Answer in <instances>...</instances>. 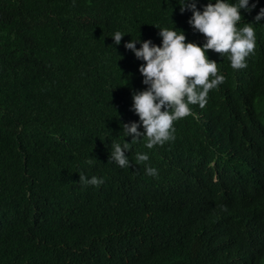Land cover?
<instances>
[{
    "label": "trees",
    "instance_id": "obj_1",
    "mask_svg": "<svg viewBox=\"0 0 264 264\" xmlns=\"http://www.w3.org/2000/svg\"><path fill=\"white\" fill-rule=\"evenodd\" d=\"M262 5L239 22L257 30L247 67L209 49L226 79L174 122L175 139L130 142L121 167L111 145L132 140L122 121L139 119L132 93L147 87L124 42L162 44L160 24L203 44L192 10L179 0H0V264H264ZM116 30L129 32L118 45ZM79 170L104 181L84 185Z\"/></svg>",
    "mask_w": 264,
    "mask_h": 264
},
{
    "label": "clouds",
    "instance_id": "obj_2",
    "mask_svg": "<svg viewBox=\"0 0 264 264\" xmlns=\"http://www.w3.org/2000/svg\"><path fill=\"white\" fill-rule=\"evenodd\" d=\"M260 0H208L203 9L200 0H179L181 12L191 9L189 23L195 30L205 34L203 44L188 40L187 33L179 27H166L156 24L163 37L162 44L151 38L144 39L141 34L125 41V46L144 61L139 65L143 82L147 87L134 90L132 108L139 114L138 120L122 121V129L132 140L124 139L123 145H111L109 160L121 167L130 166L132 161L126 150L131 143L144 138L148 148L163 145L175 139L174 122L192 112L191 105L204 107L208 103L210 90L218 87L226 76L218 70V62L210 58L208 50L214 49L222 55L228 54L235 69L247 67V58L256 49V27L253 23L239 24L244 12L257 8ZM264 20V5L260 6L253 21ZM127 31L116 30L112 36L115 45L121 43ZM141 46H137V43ZM143 125V128H141ZM135 159L149 162L148 152L138 151ZM91 163V160L89 161ZM80 171V170H79ZM145 171L150 176H158L159 170L150 162L145 163ZM104 178L97 175L89 177L80 171V182L84 185H101Z\"/></svg>",
    "mask_w": 264,
    "mask_h": 264
}]
</instances>
